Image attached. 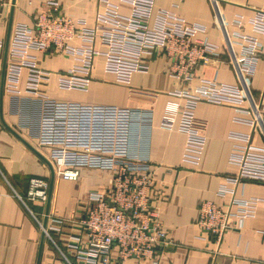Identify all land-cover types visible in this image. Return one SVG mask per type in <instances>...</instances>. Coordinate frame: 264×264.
<instances>
[{
	"label": "built area",
	"instance_id": "1",
	"mask_svg": "<svg viewBox=\"0 0 264 264\" xmlns=\"http://www.w3.org/2000/svg\"><path fill=\"white\" fill-rule=\"evenodd\" d=\"M125 1L132 5L130 15H122L118 5L106 1L92 28L83 19L63 14L57 2H49L45 10L35 15L33 26L12 27L6 57H0L7 91L17 96L25 93L40 101L35 149L51 163L55 179L78 182L83 172L90 171L100 173L107 181L105 187L87 194L89 206L82 220L53 219L59 223H77L83 228L87 236L85 248L78 245L80 242L74 248L87 264H114L113 251L118 262L137 258L157 263L159 249L173 244L163 228L158 208L152 204V169L133 151V143L138 140L136 124L150 120V114L140 109L49 97L42 85L51 73L41 68L36 53L53 51L64 57H82L80 65L59 74L58 87L63 90L85 89L98 55L105 58L106 71L124 84L130 83L134 73L147 72L153 58L165 57L168 74L180 86L172 95L184 98L186 103L167 108L162 127L177 128L186 135L182 162L199 165L206 146V138L193 127L196 105L201 101L232 104L245 116L237 122L252 130L250 134L231 135L235 145L230 159L239 167L233 181H264V145L256 140L259 135L264 139V88L259 96H255L252 88L256 68L264 59V42L259 38H264V12L248 21L254 33L248 36L243 34L244 17L225 21L218 1L212 0L215 23L222 32L228 63L237 82L229 85L202 80L194 85L198 67L220 58V46L207 38H196L191 32L205 30L198 27L189 30L186 21L173 11L156 8L155 0ZM4 5L5 1L0 0V9ZM75 41L81 45L73 46ZM97 41L106 47L105 51L96 48ZM24 70L28 71V77L26 89L21 91L19 83ZM49 185L46 180L32 178L27 196H18L47 234L48 229L40 220L44 212L36 213L30 203L44 207L49 198ZM257 202L233 200L230 206L239 207L233 213L230 208L224 210L204 200L199 205L197 225L220 245L225 234L235 228L233 217L240 220L253 217ZM50 216L49 211L46 217Z\"/></svg>",
	"mask_w": 264,
	"mask_h": 264
},
{
	"label": "crops",
	"instance_id": "2",
	"mask_svg": "<svg viewBox=\"0 0 264 264\" xmlns=\"http://www.w3.org/2000/svg\"><path fill=\"white\" fill-rule=\"evenodd\" d=\"M0 9V57L5 59L12 27L16 24L33 26L35 15L45 10L49 2H57L66 16L83 19L92 28L105 2L120 7L122 15L132 13V5L125 0H4ZM223 19L232 22L243 16V34L254 35L248 21L264 12V0H217ZM155 7L173 11L186 21L187 28H202L191 32L196 38H207L220 46V58L202 64L196 71L194 85L202 80L236 84L233 68L223 45L222 32L215 23L212 0H155ZM230 30H234L230 28ZM264 42V38L259 36ZM80 46V41L72 43ZM99 51L106 47L97 41ZM239 52L240 47L235 45ZM41 68L50 71L42 88L49 97L87 104L115 105L149 112L150 120L137 123L133 151L146 160L152 169V204L158 208L163 228L172 245L159 249L158 262L130 258L114 264H264V181L247 179L234 182L239 167L231 162L235 140L233 133L250 134L251 129L237 122L245 117L232 104L199 102L194 110L193 127L206 138V146L199 165L182 162L186 135L179 129L162 127L167 108L184 105L186 100L172 95L180 87L168 74L167 60L153 58L147 72L134 73L129 84L119 83L113 73L106 71L105 58L96 56L91 81L82 90H63L58 87L59 74L73 65H80L81 56H61L53 51L36 53ZM28 71L24 70L19 89H26ZM255 96L264 88V59L258 64L252 79ZM17 96L5 87L4 69L0 71V264H87L79 256L78 245L85 248L87 240L83 228L73 222L53 221L55 217L82 220L88 209L86 196L90 191L105 187L107 181L100 173L85 171L78 182L55 179L50 217L46 207L30 203V207L46 220L44 233L32 215L21 204L30 180L40 178L50 184L51 169L37 154L40 101L23 93ZM259 145L264 139L256 136ZM36 151H35V150ZM50 186V185H49ZM211 201L233 213L238 205L233 200H258L253 217L240 220L233 217L235 228L229 230L220 245L197 225L198 209L202 201ZM80 238L81 241L77 240ZM72 246L70 247V245ZM69 261V262H68Z\"/></svg>",
	"mask_w": 264,
	"mask_h": 264
},
{
	"label": "water",
	"instance_id": "3",
	"mask_svg": "<svg viewBox=\"0 0 264 264\" xmlns=\"http://www.w3.org/2000/svg\"><path fill=\"white\" fill-rule=\"evenodd\" d=\"M35 150V149H34ZM36 151V150H35ZM37 152V151H36ZM38 155H40V157L47 162V164L49 165L52 175H51V180H50V188H49V198L47 201V207H46V215L49 213L50 211V206H51V198H52V192H53V186H54V181H55V175H54V171H53V167L51 165V163L44 157L42 156L40 153L37 152ZM44 227H46V220L44 222Z\"/></svg>",
	"mask_w": 264,
	"mask_h": 264
}]
</instances>
